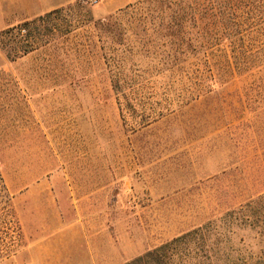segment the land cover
<instances>
[{
    "label": "rangeland",
    "instance_id": "374dc122",
    "mask_svg": "<svg viewBox=\"0 0 264 264\" xmlns=\"http://www.w3.org/2000/svg\"><path fill=\"white\" fill-rule=\"evenodd\" d=\"M26 1L3 0L5 28L0 16V264L27 262L15 201L54 175L97 205L108 263L134 264L203 227L169 264H264V232L244 224L260 225L264 208V0H225L213 88L168 73L169 45L134 21L124 39L95 26L144 0H38L29 20ZM28 44L37 49L23 55Z\"/></svg>",
    "mask_w": 264,
    "mask_h": 264
},
{
    "label": "trees",
    "instance_id": "16d2710c",
    "mask_svg": "<svg viewBox=\"0 0 264 264\" xmlns=\"http://www.w3.org/2000/svg\"><path fill=\"white\" fill-rule=\"evenodd\" d=\"M59 12L53 11L48 16H55ZM225 13V0H144L139 4L130 5L126 9L120 10L116 15L110 16L104 21L94 24L106 33H114L116 39H124L127 35L126 30L123 29L124 21L126 20L128 23L134 21L137 28L142 31L143 39H164L167 46L169 45L170 50H165L167 57L164 63L168 73L186 72L190 78L193 77L196 86H201L209 81V85L213 88L217 82L208 76L211 71L216 69V64L212 63V51L220 45L218 43L219 39H226L230 30L224 22ZM42 19L25 22L16 27L15 30L27 31L30 26L35 25ZM235 33L237 36L240 35L242 26H237ZM2 35L0 33V37ZM50 41H53V39ZM0 48H2L1 39ZM34 49L37 48L33 44L29 45L27 49H23V55ZM16 59L17 56L11 58L12 61ZM122 82L127 81L118 76L112 81V84L122 100L128 101L125 91L121 90ZM162 115H149L143 121V125H149ZM0 181H3L1 174ZM258 198L256 203L264 204V194ZM253 203V201L250 202L246 208L250 209ZM244 224L245 227H249L251 230L255 231L260 228V232H264V208L260 225H258L257 218L252 215L248 216ZM204 229L206 228H199L166 243L159 249L138 259L134 264H151V262L169 264L176 251L178 252L179 249L187 246ZM185 256L188 257L187 254Z\"/></svg>",
    "mask_w": 264,
    "mask_h": 264
},
{
    "label": "crops",
    "instance_id": "0c3cea01",
    "mask_svg": "<svg viewBox=\"0 0 264 264\" xmlns=\"http://www.w3.org/2000/svg\"><path fill=\"white\" fill-rule=\"evenodd\" d=\"M26 2L22 3L23 14L29 20L38 15V0L34 7ZM2 4L0 0L5 28L7 16ZM77 169L78 165L71 164L66 170ZM15 202L18 207L20 204L24 242L19 257L27 254L25 264H112V260L108 263L112 252L109 237L104 248L99 209L80 199L75 180H65L61 175L37 180Z\"/></svg>",
    "mask_w": 264,
    "mask_h": 264
}]
</instances>
